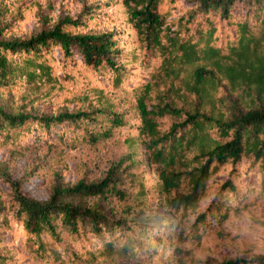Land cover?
I'll return each mask as SVG.
<instances>
[{
  "label": "trees",
  "instance_id": "trees-1",
  "mask_svg": "<svg viewBox=\"0 0 264 264\" xmlns=\"http://www.w3.org/2000/svg\"><path fill=\"white\" fill-rule=\"evenodd\" d=\"M117 143L76 176L68 154ZM137 149L152 173L123 180ZM123 184L175 221L108 213ZM134 257L264 264V0H0V264Z\"/></svg>",
  "mask_w": 264,
  "mask_h": 264
},
{
  "label": "rangeland",
  "instance_id": "rangeland-1",
  "mask_svg": "<svg viewBox=\"0 0 264 264\" xmlns=\"http://www.w3.org/2000/svg\"><path fill=\"white\" fill-rule=\"evenodd\" d=\"M105 1V0H100ZM118 9L121 11V8L118 7ZM122 25H125L124 23H120ZM123 29H125V26H122ZM125 33V30H124ZM127 36V38H126ZM126 38V42L129 41V35L124 34L123 36ZM126 44V43H125ZM128 44V43H127ZM9 97H5L2 99V101H5L7 105L10 104L11 99H8ZM115 102L118 105V109L120 111H123L126 116L133 120L136 116V110L134 108L133 102L131 100V97L128 96L124 92H120L115 97ZM15 104V103H14ZM129 147L123 143H117V145L111 146L109 150L104 152L102 149H85L84 151L78 152V153H70L67 155V159L74 163V167L76 168L74 170V173H77L76 176L81 177L83 175H86L87 177H103L106 174L107 168L113 164L117 163L121 158H124L123 155L127 153ZM42 152L43 155L47 153H51L52 149L49 147H41L40 145L33 146L28 152H26V157L32 162V159L36 157L38 152ZM56 151H52V155H56ZM14 162H12L13 164ZM124 166L122 164L120 165V169L123 171L122 177L123 180L127 179V177L130 176L131 173H135L136 175H151L152 169L150 168L147 156L144 152H142L140 149H137V152L133 156L132 162L130 160H124ZM129 167L125 169V165H128ZM14 166H12L13 168ZM19 165L17 166V168ZM75 176V175H73ZM70 176L69 178H71ZM127 192L126 200L121 201V198L117 197L116 195L111 196V202L110 204L105 202V208L108 209V213H113L110 209V205L114 207L115 209L121 210L123 205L126 204L128 206H136L139 207L142 205L146 212L144 215H149L152 218H154L153 223H159V224H166L168 222H174L176 217L166 210L165 205L163 204L162 200V193L156 190V188L152 187L149 193V195L146 198H143L141 194L136 193V190L132 189L128 185L123 184L122 185ZM72 201H78L77 198H71ZM26 264H35L32 260H26ZM101 264H170L165 262H158L154 259L148 258V259H141L139 257L134 258H125V259H109ZM176 264V263H171Z\"/></svg>",
  "mask_w": 264,
  "mask_h": 264
}]
</instances>
